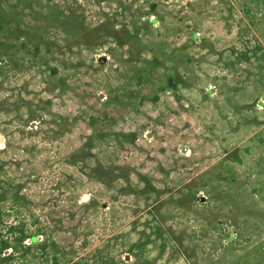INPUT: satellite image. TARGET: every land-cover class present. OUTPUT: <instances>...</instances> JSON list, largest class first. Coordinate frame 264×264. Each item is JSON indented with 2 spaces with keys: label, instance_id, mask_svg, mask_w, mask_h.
Returning <instances> with one entry per match:
<instances>
[{
  "label": "rangeland",
  "instance_id": "rangeland-1",
  "mask_svg": "<svg viewBox=\"0 0 264 264\" xmlns=\"http://www.w3.org/2000/svg\"><path fill=\"white\" fill-rule=\"evenodd\" d=\"M12 1L0 0V11ZM183 1L182 19L170 16L169 27L155 22L142 41L170 52L155 61L142 43H126V32L118 33L119 45L82 28L81 15L94 26L103 11L118 12L111 0H80L84 11L62 26L26 10L20 27L45 38L38 53L20 32L0 42V99H8L0 101V148L13 143L0 156L21 158L8 173L27 180L35 214L52 204L78 234L40 236L55 239L58 250H32L25 256L32 264H264V0ZM46 11L58 14L56 7ZM22 98L44 117L32 121L30 133L20 131L29 129ZM45 104L70 123L61 135L54 132L59 116L50 119ZM90 124L105 132L99 146L128 167L134 191L123 193L122 176L109 189L64 161L93 133ZM33 143V155L22 150ZM94 197L96 205L85 208ZM231 197L241 202L229 212ZM221 208L228 213L216 217Z\"/></svg>",
  "mask_w": 264,
  "mask_h": 264
},
{
  "label": "trees",
  "instance_id": "trees-1",
  "mask_svg": "<svg viewBox=\"0 0 264 264\" xmlns=\"http://www.w3.org/2000/svg\"><path fill=\"white\" fill-rule=\"evenodd\" d=\"M90 1L99 4L104 0ZM111 1H115L120 10L118 9V12H114L112 15L109 12L103 11L102 14L105 15L104 19L109 17L107 20L103 19L94 26H91V24L86 23L83 18L80 19L82 16L81 15L78 17V21H80L82 28H85L88 31H103L106 34L113 36L119 45L125 43L123 42L122 38L118 37L119 32H123L124 34L125 32L128 33V36H125V38L127 39L126 43H128L130 46L133 45V41L140 42L141 44L145 38V35L149 32L155 22L160 21L163 26H167L166 22L170 16L173 18L182 19L186 14V12H184L185 3L183 0H138L139 3L137 6H134L137 0ZM62 2L59 0H48L46 3L41 0H13L9 3V5H7L9 11H0V42L8 43V35L13 34L16 31L17 33L20 32L19 39H27L29 42L35 41L36 44L33 46L34 51L36 53L40 52L41 49L39 43L45 38L36 39V37H34L32 34L33 28L28 26L23 28L20 27L22 14L26 10H29L31 11L30 13L35 14V20L45 18L47 21L48 19L51 21H48L49 23L62 26L68 24L69 19L74 18V13L76 12L75 10L82 9L84 11L80 0H70V2L69 0H63ZM145 3H147V6L144 8ZM53 7L58 9V14L50 18L46 10H51ZM151 15H155V18L152 20H150ZM118 17H122L121 22L118 24L121 28L116 29L117 26L114 22L117 21ZM49 26L52 27V25ZM169 26L170 25L167 27ZM64 29H68V27ZM46 30L47 29H45V31ZM86 30H82L80 36L86 35ZM141 45L149 49L154 61L159 60L160 58H165L170 54V52L157 50L153 41H150L149 43L146 42L145 44L142 43ZM101 60H104V58ZM179 79H181V77L178 78L177 81H179ZM0 101L7 103L8 99L1 98ZM22 101L25 103L24 105L28 107V123L26 124L29 129L24 130V128H21L20 131L22 133H30V131H33L35 126V122L33 123L32 121H43L44 117L36 114L40 108H31L30 103L33 101L32 99L22 98ZM46 105L47 104H45L41 109L49 114L50 119H55L56 116H59L60 120L57 121V124H59V131L55 130L54 132L58 133V135H61L62 130L60 131V129L62 127H67V125L70 123L67 120H64V118L61 119L62 116L57 112H53L52 110L46 108ZM90 126L94 128L92 124H90ZM104 135L105 132L103 130L94 128L93 133L86 138L85 142L80 147H77L73 151L66 154L64 161L71 166H77L75 167V172H78V174L83 173L87 177L88 181H99L102 184H105L109 189H115L116 183L114 182L116 179L119 180V177L122 176L127 181L126 187L123 188V193L134 191L135 186H133L132 182L129 181L130 173L126 170L128 167L115 162V159H118V156H115L112 150H108L106 147L99 146V144L103 141ZM5 142V145L0 148V154L7 152V150H9L13 145L11 140H7ZM21 148L24 152H28L30 155H33L34 151L37 149V146L35 143H33L30 144V146ZM236 152L237 151H234L231 155H235ZM106 157L111 160L108 165H105ZM13 159L14 157H12L10 161L6 159L4 160L0 156V264H15L14 260L12 259H16V254L20 258H24L23 264H32V260L25 258V256L28 255L32 250L47 247H51V249L55 251L58 250L57 241L55 239H46L42 241L40 236H49V238H53L54 235L59 231L71 232L75 235L78 234L76 233L77 231L72 228V226H68L66 222L63 221L64 217L60 216V212L52 210V204L50 206H45V208H40V212H36V214L35 211L32 210L31 206H28L34 203L31 202V200L28 198V195L25 193L27 189V180L22 181L21 178H14L8 173L7 166L10 164V162L12 165H17V163L20 164L21 158L15 159L17 163ZM61 159H64V157ZM61 173L64 176L67 175L66 172L62 171ZM198 181L199 178L197 180L192 179L189 181V185H196ZM48 182H52L51 179L48 180ZM239 182H243V180L241 179ZM58 183L59 182L55 184L56 188H60ZM198 199L202 200L203 198L200 197ZM225 200H228L230 205V209H227L229 212L231 209H238L241 202L238 197H231L230 200L229 198H225ZM46 202H49V200L43 201L42 204L45 205L47 204ZM34 205L38 206V204ZM95 205L96 198L94 197L88 204H84L83 206L85 208H89ZM101 205H105V203L103 202ZM240 210L244 211L247 209L241 208ZM250 211L252 210L250 209ZM226 213L228 212H223L221 208V211L216 213V217ZM11 217L12 219L10 220L9 218ZM68 218L74 219V214H69ZM239 223L240 222L237 219H234L230 223L237 229V237L241 236ZM3 231L8 235L5 236ZM228 239H232V236H229ZM8 250H11V252ZM226 254L227 251L222 252V255H219L215 262L220 263ZM52 264H59L57 258L53 259Z\"/></svg>",
  "mask_w": 264,
  "mask_h": 264
},
{
  "label": "water",
  "instance_id": "water-1",
  "mask_svg": "<svg viewBox=\"0 0 264 264\" xmlns=\"http://www.w3.org/2000/svg\"><path fill=\"white\" fill-rule=\"evenodd\" d=\"M0 140H1V138H0Z\"/></svg>",
  "mask_w": 264,
  "mask_h": 264
}]
</instances>
